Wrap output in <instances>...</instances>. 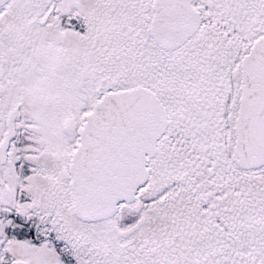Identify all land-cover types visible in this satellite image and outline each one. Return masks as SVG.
I'll return each instance as SVG.
<instances>
[{"label":"snow or ice","instance_id":"6c2138e0","mask_svg":"<svg viewBox=\"0 0 264 264\" xmlns=\"http://www.w3.org/2000/svg\"><path fill=\"white\" fill-rule=\"evenodd\" d=\"M0 264H264V0H0Z\"/></svg>","mask_w":264,"mask_h":264}]
</instances>
